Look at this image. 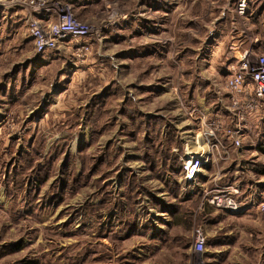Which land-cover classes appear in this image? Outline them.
Instances as JSON below:
<instances>
[{
	"label": "rangeland",
	"instance_id": "374dc122",
	"mask_svg": "<svg viewBox=\"0 0 264 264\" xmlns=\"http://www.w3.org/2000/svg\"><path fill=\"white\" fill-rule=\"evenodd\" d=\"M61 1L78 19L74 0ZM83 1L96 13L78 20L95 33L66 44L57 61L56 51L25 60L19 46L0 43V264H264L262 229L222 233L215 251L205 205L188 201L181 168L200 146V116L208 118L192 103L204 83L196 68L214 53L205 51L209 30L234 0ZM256 1L234 18L264 54V21L250 19ZM83 42L87 50L77 52ZM258 125L255 145L264 140V108ZM198 230L202 254L192 249Z\"/></svg>",
	"mask_w": 264,
	"mask_h": 264
},
{
	"label": "crops",
	"instance_id": "0c3cea01",
	"mask_svg": "<svg viewBox=\"0 0 264 264\" xmlns=\"http://www.w3.org/2000/svg\"><path fill=\"white\" fill-rule=\"evenodd\" d=\"M21 1L22 0H0V30L6 31L4 35L1 34L0 38H2L0 39V43L1 40L7 38L9 44L13 46L17 45V47L19 46L21 48L20 51L23 52L20 56L21 59L28 60L36 55L44 58V55H46L45 53L37 54L34 48H32L33 44L29 39L25 23L28 17L40 18L41 24H44V19L27 11L21 4ZM81 2L84 1H73L74 12L79 17L78 19L85 21L90 20L92 14L96 13L97 7L89 5V3L81 4ZM256 2L258 4L253 10L258 11V13L253 15L254 11H252V17H250L253 25L255 16L264 21V0H257ZM228 3H232V5L221 7V12L218 14L219 17L216 18V22L218 23H216L217 27H212L209 30L208 41L205 43L206 52H209L212 48H214L215 51L209 56L208 53H206L205 56L202 54V57L199 59V66L196 68L197 76L204 80V83L198 82V84H196V89H194L196 94L195 101L192 103L195 107L202 109L203 113L208 117L226 116L229 113L228 98L223 91V81L226 77V61L238 57L239 52L249 44V38L246 34L244 35L243 30L238 27L235 21L234 2L231 1ZM262 4L263 6L259 10L258 8H260ZM143 9L144 7L142 4H138V7L137 5L134 7L135 13L137 14L138 12L141 18H143ZM140 25L141 24L138 22L135 23V32L140 30ZM218 27L220 28L218 29ZM129 38L131 37L126 35V39L131 41ZM105 39L107 41L110 40V38ZM138 40L137 38L133 39V41L140 43ZM66 50V44L59 43L58 48L54 50L56 51V54L53 55L56 57L54 60L57 61L60 59L63 53H67ZM220 53L221 56H218ZM50 54L51 53H49L48 56H50ZM188 103L190 102L188 101ZM181 115L184 118L183 114ZM185 125L187 126L186 122L180 126L182 130ZM249 134V136L243 138L242 145L239 148H229L230 160L223 165V178L217 181L218 184L233 183L239 185L240 194L235 197L237 211L217 208L207 203H203V205H205L204 208L200 207V212L203 213L202 215H204V219L206 220L203 225L204 234L207 237L209 235L208 230H212L210 235L215 241V251H217V246H219L218 250L222 249L223 245L217 244L218 238L222 233L237 236L239 234L243 235V231L245 230L246 235H250L255 229L258 230L259 234H261V229L262 233H264V214L260 213L257 209V205L264 202V176H260L250 169L255 163L264 164V155L256 149V145L258 144L255 145L252 141L253 138L256 139L258 137L259 133L250 132ZM180 138L185 139L183 136ZM186 140H192L190 133H186ZM187 143L188 141H186V144ZM245 143H251L252 149L243 147ZM213 176L214 170L212 166H205L200 176L194 182V185L186 190L188 201H190L191 198H201L204 190L214 187ZM165 192L166 191H164V196H167ZM160 200L164 201L163 199ZM206 209L211 210L205 211ZM207 212H209V214ZM209 217H214V221L210 222L207 219ZM225 222L231 223L227 233L224 232ZM232 245L233 248H235L236 245Z\"/></svg>",
	"mask_w": 264,
	"mask_h": 264
},
{
	"label": "built area",
	"instance_id": "2783aa9c",
	"mask_svg": "<svg viewBox=\"0 0 264 264\" xmlns=\"http://www.w3.org/2000/svg\"><path fill=\"white\" fill-rule=\"evenodd\" d=\"M25 2L31 13L44 19V24L38 17L27 19L28 34L37 54L54 51L59 43L70 45L95 33L93 26L74 17L68 3L61 0ZM234 11L238 17H246L250 11V0H234ZM85 44L83 42L77 47V52L86 51L88 46ZM226 70L228 74L223 91L228 98L229 113L208 118L200 116L198 129L194 128V142L200 146L197 145L193 153L181 159V168L188 187H192L203 168L211 165L214 187L202 192V203L237 211L235 197L240 194L239 185L218 184L217 181L223 178V165L230 160L229 148H239L243 138L259 130L258 122L264 108V54L254 52L249 40V46L233 58ZM257 209L264 212V202L259 203ZM204 248L205 238L198 230L192 245L193 252L201 254Z\"/></svg>",
	"mask_w": 264,
	"mask_h": 264
},
{
	"label": "trees",
	"instance_id": "16d2710c",
	"mask_svg": "<svg viewBox=\"0 0 264 264\" xmlns=\"http://www.w3.org/2000/svg\"><path fill=\"white\" fill-rule=\"evenodd\" d=\"M264 138V134L263 137ZM262 140V139H261ZM264 141V140H263ZM260 142L257 145V150L264 155V142ZM250 169L255 172L256 174L260 175V176H264V164L263 163H255L253 165V167H250ZM17 249V247H15V250ZM14 264H38L37 261L35 260H31V259H22L20 261L15 262Z\"/></svg>",
	"mask_w": 264,
	"mask_h": 264
}]
</instances>
